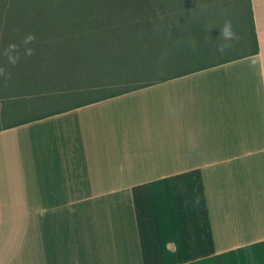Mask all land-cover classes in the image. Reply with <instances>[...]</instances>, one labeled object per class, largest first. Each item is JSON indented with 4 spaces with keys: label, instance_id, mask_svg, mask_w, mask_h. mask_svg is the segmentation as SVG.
I'll list each match as a JSON object with an SVG mask.
<instances>
[{
    "label": "crops",
    "instance_id": "crops-1",
    "mask_svg": "<svg viewBox=\"0 0 264 264\" xmlns=\"http://www.w3.org/2000/svg\"><path fill=\"white\" fill-rule=\"evenodd\" d=\"M260 52L0 130V264H264Z\"/></svg>",
    "mask_w": 264,
    "mask_h": 264
},
{
    "label": "trees",
    "instance_id": "trees-1",
    "mask_svg": "<svg viewBox=\"0 0 264 264\" xmlns=\"http://www.w3.org/2000/svg\"><path fill=\"white\" fill-rule=\"evenodd\" d=\"M226 20L237 39L221 56ZM29 34L36 39L25 44ZM259 52L252 0H0V116L51 106L0 130ZM100 60L107 68L118 60L121 78L107 76Z\"/></svg>",
    "mask_w": 264,
    "mask_h": 264
},
{
    "label": "rangeland",
    "instance_id": "rangeland-1",
    "mask_svg": "<svg viewBox=\"0 0 264 264\" xmlns=\"http://www.w3.org/2000/svg\"><path fill=\"white\" fill-rule=\"evenodd\" d=\"M230 51L231 50H227L226 52H224L223 55L221 56H225V55H228L230 54ZM168 56V55H167ZM219 55L215 56V57H218ZM143 58L145 59L146 58V55L144 56H137L135 58H133V60L135 62H138V63H141L143 62ZM162 61V60H161ZM101 62V60H100ZM100 62H97V66L99 67V65H101V67L103 68V71L107 74V76L109 77H112V78H115L116 76H119V78H121V76L123 75L122 72H121V68H118V65H120L121 63L118 62V60H115L112 62L113 66H111V68H107L105 67L104 63L101 62L102 64H100ZM133 62V61H131ZM135 62H133L135 64ZM204 62V61H203ZM116 67H115V66ZM156 71V70H155ZM155 71H150V70H144V75L146 76H150L151 74H153ZM121 80V79H120ZM132 80H129V81H117V82H114L110 85H107L105 87H102V89H100V91H98L99 93H105V92H110V91H114L116 89H118L119 87H121L123 84H127L129 82H131ZM55 104V103H54ZM52 105L53 107L55 105ZM30 107V106H29ZM38 109H36V107H33V108H28L26 107L25 109H22V110H19V111H15L13 112L12 114H8L6 115L5 118H2L0 116V126L5 124L6 122L10 121V120H18V119H21V118H25V117H29L31 115H35L36 112H40V111H43V110H47V109H50L51 106L49 105H44L42 107H37Z\"/></svg>",
    "mask_w": 264,
    "mask_h": 264
},
{
    "label": "clouds",
    "instance_id": "clouds-1",
    "mask_svg": "<svg viewBox=\"0 0 264 264\" xmlns=\"http://www.w3.org/2000/svg\"><path fill=\"white\" fill-rule=\"evenodd\" d=\"M220 31V35L219 37L222 38L223 41H225L226 43H222L220 45L217 46V51L223 53L227 47L230 46L229 43L227 42H231L235 39H237V34L235 33V31L233 30V25L231 23V21H225L224 24L222 25V27L219 29ZM36 39V37L34 35L29 34L25 40L24 43L25 44H29L34 42ZM16 48V45H10L9 49L7 50L8 52H11L12 50H14ZM33 50L31 48L27 49L26 54L27 55H32ZM18 61V57H12L11 55H9V62L12 65H15ZM5 70L0 68V75H4Z\"/></svg>",
    "mask_w": 264,
    "mask_h": 264
}]
</instances>
